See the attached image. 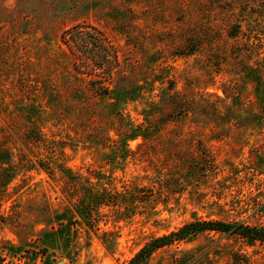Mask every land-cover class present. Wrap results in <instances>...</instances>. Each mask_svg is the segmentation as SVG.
<instances>
[{"label": "rangeland", "instance_id": "obj_1", "mask_svg": "<svg viewBox=\"0 0 264 264\" xmlns=\"http://www.w3.org/2000/svg\"><path fill=\"white\" fill-rule=\"evenodd\" d=\"M78 24L117 53L103 78L61 40ZM262 71L264 0H0V264H129L197 219L264 227ZM142 264H264V241L203 231Z\"/></svg>", "mask_w": 264, "mask_h": 264}, {"label": "trees", "instance_id": "obj_2", "mask_svg": "<svg viewBox=\"0 0 264 264\" xmlns=\"http://www.w3.org/2000/svg\"><path fill=\"white\" fill-rule=\"evenodd\" d=\"M86 27L78 24L65 29L61 34V40L67 45L71 53L76 58L79 65H84L85 70L92 77H102L99 70H106L107 63L117 58V53L109 49V45L104 33L100 29L94 28L95 32H89ZM110 50V51H109ZM113 53V54H112ZM80 70L81 67H78ZM263 71L260 73L259 79L262 80ZM103 78V77H102ZM92 90L100 95H109L113 91L112 83L104 79H92ZM199 142V140H198ZM197 160L215 161L216 158L207 151H203L205 146L202 142L197 145ZM206 150V149H205ZM203 231H214L227 233L232 236L239 237L249 243L255 241H264V227L253 225L244 221H226L222 219H197L185 223L177 230L152 238L144 245L130 260L129 264H142L157 249L180 243L192 235Z\"/></svg>", "mask_w": 264, "mask_h": 264}]
</instances>
